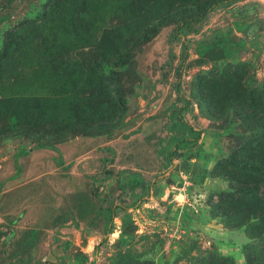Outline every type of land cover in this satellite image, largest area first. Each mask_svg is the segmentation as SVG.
<instances>
[{
	"label": "rangeland",
	"instance_id": "rangeland-1",
	"mask_svg": "<svg viewBox=\"0 0 264 264\" xmlns=\"http://www.w3.org/2000/svg\"><path fill=\"white\" fill-rule=\"evenodd\" d=\"M48 263L264 264V0H0V264Z\"/></svg>",
	"mask_w": 264,
	"mask_h": 264
},
{
	"label": "trees",
	"instance_id": "trees-1",
	"mask_svg": "<svg viewBox=\"0 0 264 264\" xmlns=\"http://www.w3.org/2000/svg\"><path fill=\"white\" fill-rule=\"evenodd\" d=\"M229 3L230 2H234L236 0H227ZM216 4H212L210 5L208 8L204 9L203 11H201V13H199V15L197 16L196 19H193V20H190V21H187V23H190L191 21H194V20H199L200 18L204 17L205 15H207L208 13L212 12L215 8H216ZM186 24V23H185ZM185 24H182V25H179L177 26L176 28V32L177 34L179 32L182 31L183 27ZM187 50H188V46L186 43L183 44L182 46V51H183V55H182V60H181V64L178 68V77H179V80L181 78V69L183 68V62L185 61V59L187 58ZM177 93L179 94V97L181 99V101L183 102V106L181 108L178 109V112H177V118H178V122L180 124V126L185 130V131H188L190 132L192 135H194L195 137L193 138L195 141H198L199 138H200V132L199 131H195L193 130L187 123H185L184 119H183V116H182V112L185 110V107H187L190 102L189 100H186L182 95H181V85H180V82L178 83L177 85ZM186 140L182 141V142H185ZM136 204H133V206L131 208H135L136 207ZM117 207H112L110 209V216L107 220V223H108V227L106 229V236H109L111 233H112V230H113V226H114V223H113V219L115 217V209ZM107 239H105L103 242H105ZM49 264V263H48Z\"/></svg>",
	"mask_w": 264,
	"mask_h": 264
}]
</instances>
